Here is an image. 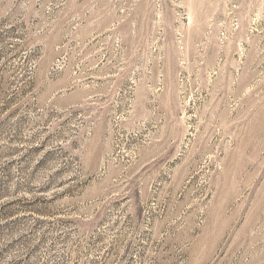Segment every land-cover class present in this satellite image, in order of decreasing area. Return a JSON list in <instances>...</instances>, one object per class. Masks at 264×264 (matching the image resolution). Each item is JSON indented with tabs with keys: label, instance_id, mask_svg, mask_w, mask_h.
<instances>
[{
	"label": "rangeland",
	"instance_id": "obj_1",
	"mask_svg": "<svg viewBox=\"0 0 264 264\" xmlns=\"http://www.w3.org/2000/svg\"><path fill=\"white\" fill-rule=\"evenodd\" d=\"M0 264H264V0H0Z\"/></svg>",
	"mask_w": 264,
	"mask_h": 264
}]
</instances>
